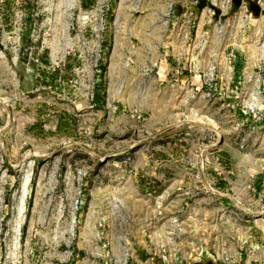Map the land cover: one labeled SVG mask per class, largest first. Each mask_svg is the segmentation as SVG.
Here are the masks:
<instances>
[{"label":"rangeland","instance_id":"rangeland-1","mask_svg":"<svg viewBox=\"0 0 264 264\" xmlns=\"http://www.w3.org/2000/svg\"><path fill=\"white\" fill-rule=\"evenodd\" d=\"M0 264H264V0H0Z\"/></svg>","mask_w":264,"mask_h":264}]
</instances>
